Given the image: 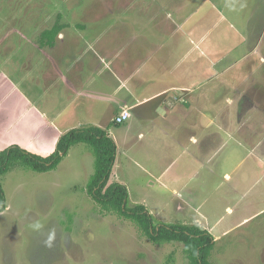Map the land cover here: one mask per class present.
I'll return each instance as SVG.
<instances>
[{"label":"rangeland","instance_id":"374dc122","mask_svg":"<svg viewBox=\"0 0 264 264\" xmlns=\"http://www.w3.org/2000/svg\"><path fill=\"white\" fill-rule=\"evenodd\" d=\"M207 1L221 7L226 4L223 11L231 20H235L237 14L239 18L249 17L251 11H256V6L262 9L259 15L264 17V0ZM207 1L0 0V144L11 140L13 143L21 137L15 133V126L9 124L13 122L15 102H20L21 95H31L33 92L43 95L40 103L46 105L47 109L53 108V111L58 98L62 96L64 86L59 83L58 72L68 70L70 61L74 58L68 56L71 59L69 61L66 57L65 63H59V66L51 58L60 53L38 43L40 33L54 23L57 13L62 15V22L68 24L64 33L67 34L66 39L72 42L70 44L74 45L66 47L68 55L81 51L82 48L77 43L81 39L91 47L86 48L85 56L92 55L96 49L112 66L115 64L121 67V58L126 55L124 61L129 69L138 70L140 66L138 79H146V88L152 89L164 83L163 72L148 67L147 53L155 56L160 54V57L167 59L165 62L168 64L164 63L166 70H172L171 64L174 65L178 59H182L181 64L186 62L182 65L186 67L190 58L198 53L192 47L190 38L193 41L198 39L202 36V31H206L204 35L208 41L203 42L206 46L198 47L205 49L208 46L209 50L212 51L213 48L215 52L231 49L227 58L235 59V56H240V60L232 66L227 76L243 75L250 58H245L240 49L234 48L238 36L234 32H227L228 26L218 20V14L210 10V3L207 4ZM76 24L85 26L84 30ZM253 26L261 27L256 22ZM110 36L115 47L121 46L116 53L111 51L114 46L108 48ZM104 37L107 40L102 41L100 46L95 44ZM243 50L254 57L264 56V45L253 51H249V48ZM90 58L91 62L95 61L94 57ZM257 59H253L257 68L259 67L254 69L253 83L257 84L258 90L261 89L260 93H264V62ZM85 60L84 70L89 66V59ZM192 66L193 70L198 71H194V74L200 75L201 69H195L194 64ZM188 70L190 71V67ZM50 72H53V82L45 86V81L50 79ZM219 82L220 79L213 84L221 87ZM43 89H46L48 95H44ZM74 98L75 95L61 98L58 102L60 113L58 117L53 116L57 125L77 123L73 112V103L76 104L72 102ZM218 103L221 104L220 101ZM83 115L77 113L80 119ZM220 115L223 116V113ZM253 115L251 132L247 130L250 124H247L242 133L243 138L238 136L243 149L237 148L236 156L229 157L232 146L236 145L232 139L225 142L221 152L218 150L215 153V163L218 160V166L215 167L219 172L213 175L211 181L215 185H211L209 189L222 185L224 172L232 173L233 176L249 175V178L244 179L245 183L241 184L242 202L234 200L235 212L229 218L226 217V220L249 213L255 214L239 225V234L235 239L229 240L232 248L227 243L223 245L227 254L214 260L213 248L210 260L215 264H264V178L260 177L264 168L257 167L256 161L251 159L246 150L250 143L259 140L260 145L255 146L254 151L264 152V111H254ZM100 117L102 123H105L107 115L101 114ZM246 117L249 118V115L246 114L244 119ZM220 119L222 117L218 115V120ZM129 122L136 123L137 118L134 116ZM122 139L120 138L123 143ZM9 145L11 144L8 143L7 146ZM74 146L73 149L71 146L69 155L48 172H36L17 166L0 178L7 205L6 210L0 213V264H188L182 243H155L132 220L114 212L102 211L90 199L85 185L93 172V155L84 143ZM50 149L44 150L48 151L45 155L52 152ZM80 149L86 150L87 153H84L89 154L92 161ZM26 150L33 152L29 148ZM119 173H123L121 167ZM141 180V174H133L135 184H140ZM111 181L110 179L109 182ZM134 195L139 196L137 193ZM171 200L169 197V201ZM169 201L165 202L166 207L160 216L176 220L179 214L174 211L173 205L169 207ZM151 203L156 204V198L153 197ZM127 206H131L130 200ZM218 211L215 210L214 215ZM221 215L225 214L222 212Z\"/></svg>","mask_w":264,"mask_h":264},{"label":"crops","instance_id":"0c3cea01","mask_svg":"<svg viewBox=\"0 0 264 264\" xmlns=\"http://www.w3.org/2000/svg\"><path fill=\"white\" fill-rule=\"evenodd\" d=\"M210 2L207 1V4ZM209 6L211 11L218 14V20L228 26V31H225L234 32L238 36L239 39L233 45L234 48L240 49L245 58H250L243 75L227 76L232 66L240 60L238 58L240 56L228 59L231 49L215 52L213 48L212 51L209 50L208 46L205 49L198 47L205 45L203 42L208 41L204 35L206 31L204 33L202 31L200 33L202 36L198 39L193 41L190 38L192 47L197 49L198 53L190 58L186 67L182 66L186 62L183 61L181 64L182 59H178L174 65L171 64L172 70H166L164 63L168 64L165 62L167 59L160 57V54L155 56L147 53L148 67L155 69L154 71H162L164 83L152 89L146 88L145 86L148 85L145 83L146 79H138L140 66L138 70L129 69L124 61L126 55L121 58V67L115 64L112 66L96 49L91 53L92 55L85 56L86 48L91 47L82 39L77 42L82 48L81 51L75 55H68L66 47H74V45L66 39L67 34L64 33L66 26L58 32L53 46L41 45L38 40L40 46L54 48L57 54L60 53L51 58L53 63L63 64L66 57L69 61L74 58L70 61L71 67L68 66V70L58 72L59 83H62L64 87L55 110L47 109L46 105L40 103L43 95L34 92L31 95H21L20 102H15L12 113L13 122L9 123L15 126V133L21 137L13 143L12 140L7 142L45 155L48 151L44 150L50 147L53 152L59 137L72 128L91 125L105 128L117 147L110 179L111 182H120L126 186L127 203L130 200L131 204L129 207L143 205L152 215L155 223L198 225L207 230L215 240L213 259L219 260L221 255L227 254L223 245L227 243L231 246L232 243L229 240L235 239L239 234L241 227L239 225L255 215L249 213L240 218L238 216L233 220H226V217L229 218L235 212L234 200L242 202L243 185L241 184L245 183L244 179L249 178L248 174L233 176L232 173L224 172L221 179L222 185H216L214 189L209 188L215 185L211 180L214 178L213 175L219 172V169L215 167L218 166V160L216 163L214 161L215 153L218 150L221 152L225 142L233 139L236 145L232 146L229 157L234 158L237 148L243 149L239 138H243L242 133L247 124H250L247 130L251 132L255 116L253 112L264 111V93H260L261 89L258 90L257 84L253 83L254 69L259 68L253 59L258 58L259 62H264V56L254 57L243 50V48H249V51H253L264 45V17L259 15L262 9L257 6L256 11H251L249 17L239 18L237 14L235 20L228 19L223 11L226 4L221 7L216 3H210ZM261 18H263L262 21H260ZM255 22L261 27L253 26ZM84 28L85 26L81 30ZM106 40L107 38L104 37L95 44L100 46V43ZM108 40V48L114 46L111 51L116 53L121 46L115 47L111 36ZM90 57H94L95 61L91 62ZM85 59H89L86 70L83 68ZM193 64L195 69H201L200 75L194 74ZM48 75L50 79L45 81V86L53 82V72ZM218 79H220L221 87L213 84ZM43 90L44 95H48L46 89ZM73 95L75 98L72 102H76L75 105L73 103V112L77 117V123L65 122L59 126L53 118V116L58 117L60 113L58 102L61 98H70ZM219 101L221 104L218 103ZM123 110L128 111L129 116L123 123L116 124L113 119ZM77 113L80 115L83 113V118L80 119ZM222 113L223 116L220 115ZM101 114L107 115L105 123H102ZM246 114L249 118L244 119ZM218 115L222 119L218 120ZM134 116L137 122H129ZM120 138H123V143ZM8 143H1L0 150ZM258 145H260L259 140L256 143H250V146L246 148L247 154L251 155L254 162L256 161L257 167L264 168V152L255 153L254 151L255 146ZM74 147L73 145L70 148ZM80 152L89 156L92 161V157L86 154V150L80 149ZM120 167L123 173H119ZM134 173L141 174L140 184L134 183ZM260 174V177L264 178V171ZM152 194L154 196L151 197ZM153 197L156 198V204L151 203ZM169 197L170 200L172 198L171 201ZM167 201H169V207L173 205L174 211L179 214L176 220L164 217L163 219L160 216ZM215 210L218 213L214 215ZM222 212L225 215H221Z\"/></svg>","mask_w":264,"mask_h":264},{"label":"trees","instance_id":"16d2710c","mask_svg":"<svg viewBox=\"0 0 264 264\" xmlns=\"http://www.w3.org/2000/svg\"><path fill=\"white\" fill-rule=\"evenodd\" d=\"M66 26L68 24L62 22V15L57 13L51 27L40 33V44L53 46L58 32ZM76 26L84 27L80 24ZM77 143H84L94 157L93 173L89 176L85 190L102 211L114 212L120 217L132 220L155 243H182L188 264H215L210 260L215 240L207 230L198 225L183 223H154L152 215L143 205L127 206L126 186L116 181L109 182L117 147L105 128L92 125L72 128L59 137L54 151L48 155H39L17 144H11L0 150V178L17 166L36 172H48ZM5 200L0 181V212L6 207Z\"/></svg>","mask_w":264,"mask_h":264},{"label":"built area","instance_id":"2783aa9c","mask_svg":"<svg viewBox=\"0 0 264 264\" xmlns=\"http://www.w3.org/2000/svg\"><path fill=\"white\" fill-rule=\"evenodd\" d=\"M129 116V112L126 110H123L122 112H120V114H118L117 116H115V118L113 119V121L116 124H121L123 123Z\"/></svg>","mask_w":264,"mask_h":264},{"label":"water","instance_id":"95a60500","mask_svg":"<svg viewBox=\"0 0 264 264\" xmlns=\"http://www.w3.org/2000/svg\"><path fill=\"white\" fill-rule=\"evenodd\" d=\"M158 111H159V112H162V110H161V109H158Z\"/></svg>","mask_w":264,"mask_h":264}]
</instances>
